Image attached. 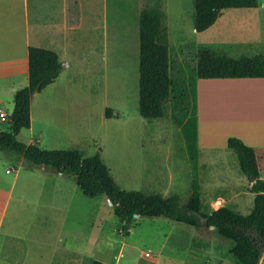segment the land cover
<instances>
[{"label": "rangeland", "instance_id": "obj_1", "mask_svg": "<svg viewBox=\"0 0 264 264\" xmlns=\"http://www.w3.org/2000/svg\"><path fill=\"white\" fill-rule=\"evenodd\" d=\"M149 1L29 0L30 39L49 45L65 61L62 65L68 64L62 72L55 106L58 122L54 124L61 128V146L79 149L84 155L99 153L123 189L159 192L164 196L178 194L182 202L189 197L191 178L196 173L202 214L227 207L247 215L254 193L240 170L236 151L226 144L229 137H235V131L221 123H213L212 130L206 129L203 117L221 118L240 107L246 118H262L264 99L249 98L246 89L238 91L231 82L197 79V112L202 111V119L194 166L181 133L170 118L169 107L162 118L151 120L138 111L137 21L141 6ZM257 6L263 15L264 0H257ZM162 10L169 53L178 71L195 70L200 46L232 57L264 55V18L247 13L254 8L225 9L203 32L193 28V0H163ZM27 30L20 0H0V48L8 52L4 60L20 48ZM61 47L64 49L57 51ZM0 95V108L10 115L13 97L3 91ZM43 101L33 99L34 115ZM105 108L112 109V117L105 118ZM0 130L9 131L7 118L0 121ZM16 139L27 144L30 132L22 129ZM21 157L0 150V178L8 183L6 196L9 184L18 176L4 208L0 238L59 235L65 244L83 252L86 257L81 264H88L89 260L113 264L117 258L120 264H134L137 259L146 264L142 251H149L158 259L157 264H235L229 254V241L212 227L191 226L163 216H139L126 228L114 216L112 205L103 194L84 196L75 179L68 175L61 182L55 177L47 178L43 186L42 179L38 180L33 172L37 168L32 170L34 165L25 159L20 164ZM239 230L262 253L264 242L255 230ZM189 249L199 251L196 258L190 256ZM56 252L49 247L46 256ZM51 259L44 258L48 263Z\"/></svg>", "mask_w": 264, "mask_h": 264}, {"label": "trees", "instance_id": "obj_2", "mask_svg": "<svg viewBox=\"0 0 264 264\" xmlns=\"http://www.w3.org/2000/svg\"><path fill=\"white\" fill-rule=\"evenodd\" d=\"M163 0H151L138 13V111L148 120L162 118L169 107L170 118L179 129L188 159L197 164L198 117L197 79L264 78V55L232 57L209 46H200L192 73L177 70L169 53ZM257 0H193V28L203 32L211 27L225 9L256 8ZM28 82L13 97V110L7 115L9 131L0 130V150L12 151L35 166H44L72 176L81 193L89 198L103 194L112 205L114 216L126 228L138 217L163 216L191 226H206L228 240L229 254L235 264H259L264 254L239 228L254 229L264 242V179L259 175L258 158L253 147L237 137L227 139V147L236 151L240 170L254 193L250 213L242 215L220 207L202 214L200 184L194 173L190 194L182 202L178 194L142 192L121 188L111 176L99 153L84 155L79 149H44L38 143H22L16 135L31 124L30 103L36 93L53 83L63 69L58 54L48 48L27 47ZM105 118L113 116L105 108ZM91 264H106L95 260Z\"/></svg>", "mask_w": 264, "mask_h": 264}, {"label": "crops", "instance_id": "obj_3", "mask_svg": "<svg viewBox=\"0 0 264 264\" xmlns=\"http://www.w3.org/2000/svg\"><path fill=\"white\" fill-rule=\"evenodd\" d=\"M251 9V8H248ZM20 12L24 17L27 32L25 34L24 40L22 39L19 49H15V53L11 56L10 59L4 60L8 57L6 51L0 48V92L7 94L10 97H14V94L17 90L27 85L28 82V58H27V47L29 45L43 47L52 49L49 45L42 44L40 41L36 42V38H33V41L30 39L29 25H28V13H29V0H20ZM252 17L255 18H264L263 15H260L258 6L254 8L253 12H247ZM260 22L258 21L257 24ZM65 47V46H63ZM56 48L57 51H62L64 48ZM55 48V47H54ZM5 49V48H4ZM59 56V55H58ZM62 64L65 62L60 58ZM66 63L63 65V69L67 66ZM55 79V81L48 86H46L40 93L34 94L31 99L30 104V115H31V124L28 131L30 132L29 143H38L41 148L44 149H63L61 146V128L58 127L54 122H58L57 114L58 107L56 108V99L58 95V88L60 87L62 72ZM221 82H231L233 87L236 86L239 88L238 91L244 92L243 89L247 90V96L250 98H259L264 99V78H226L219 79ZM235 87V88H236ZM3 96V95H0ZM45 99L40 106L39 112L37 115H34L33 109V99ZM1 109V108H0ZM198 109V108H197ZM232 110V109H231ZM201 112L198 111V126L201 121ZM231 114H225L221 118L205 119L203 117L204 126L206 129L212 130L211 125L213 123H221L224 127H228L229 130L233 129L235 131L233 135L241 139L244 143L254 148L257 158H258V167L259 175L264 179V117L258 119H248L245 117V112L242 108L237 107L233 111L229 112ZM249 122L251 123L248 126ZM38 128L36 131L35 129ZM200 128V126H199ZM36 131V132H35ZM249 131V132H247ZM200 139L198 131V141ZM24 158L21 157L20 164L23 163ZM20 167V166H19ZM31 167V166H30ZM36 178L40 181V184L45 186V179L55 177V179L61 182L63 174L57 173L54 170L44 167V166H33L31 167ZM17 173V169H14ZM55 175H53V173ZM18 181V176L14 177L12 182L9 184V192L6 196L7 185L8 183L0 178V208L2 211L0 213V232L2 226V217L4 213V208L6 202L12 197V190ZM251 184V183H250ZM35 190H38V186H34ZM22 199H24L22 197ZM5 200V201H4ZM25 200V199H24ZM4 201V203H3ZM138 217V216H137ZM136 217V218H137ZM53 247L57 250V254L54 256H46L48 248ZM190 251V249H189ZM145 251L141 252L142 253ZM190 255L192 258H196L199 251L191 250ZM197 253V254H195ZM262 254H264L262 252ZM143 256V255H142ZM86 257L83 252L77 250L74 246L70 244H65L63 238L58 235V237H53L52 235H44L40 238L30 239V236L27 235H4L0 238V264H81L85 262ZM44 258H52L50 263L44 260ZM147 258V257H146ZM56 261H55V260ZM154 259V260H151ZM95 260H89L88 264H91ZM99 261V260H98ZM105 263V262H104ZM158 259L155 258L152 254L151 257L147 258L146 264H157ZM264 263L260 261L259 264ZM107 264V263H106ZM113 264H120V261L115 259ZM134 264H143L138 259ZM186 264V263H184Z\"/></svg>", "mask_w": 264, "mask_h": 264}, {"label": "built area", "instance_id": "obj_4", "mask_svg": "<svg viewBox=\"0 0 264 264\" xmlns=\"http://www.w3.org/2000/svg\"><path fill=\"white\" fill-rule=\"evenodd\" d=\"M6 118L7 114L2 109H0V121H4ZM142 255L147 258L151 257V253L149 251L143 252Z\"/></svg>", "mask_w": 264, "mask_h": 264}, {"label": "water", "instance_id": "obj_5", "mask_svg": "<svg viewBox=\"0 0 264 264\" xmlns=\"http://www.w3.org/2000/svg\"><path fill=\"white\" fill-rule=\"evenodd\" d=\"M137 217V215H135ZM199 223L200 224H206V219L205 218H199ZM264 253V250L262 251Z\"/></svg>", "mask_w": 264, "mask_h": 264}]
</instances>
